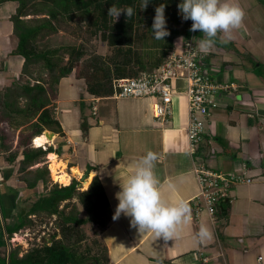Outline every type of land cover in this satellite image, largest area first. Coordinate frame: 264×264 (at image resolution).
I'll list each match as a JSON object with an SVG mask.
<instances>
[{
	"label": "crops",
	"instance_id": "crops-1",
	"mask_svg": "<svg viewBox=\"0 0 264 264\" xmlns=\"http://www.w3.org/2000/svg\"><path fill=\"white\" fill-rule=\"evenodd\" d=\"M237 2L245 12L241 26L227 42L218 33L206 58L213 76L235 82L237 89L216 96L218 107L207 119L198 154L190 151L188 102L186 89H181L186 80L174 81L176 97L167 125L156 120L153 98L92 101L94 96L83 79L71 74L60 81L56 113L62 128L48 146L53 145L57 154L63 153L60 158L73 175L71 181L82 178V184L87 180L89 186L98 175L114 214L120 184L150 150L157 155L153 171L162 198L170 204L185 201L191 210L190 219L178 225L169 240L157 238L151 231L139 233L130 226V217L123 214L112 218L100 232L108 264H258L259 256L264 264V0ZM15 5L0 4V91L19 79L24 64L23 56L12 53L17 45L11 20ZM203 38L197 31L198 43ZM84 100L97 106L94 110L91 105L95 118H85L86 106L78 104ZM82 121L89 125L87 131ZM2 154L0 264H9L10 251L17 246L12 247L11 242L18 232L8 239L5 218L10 224L17 222L24 204L18 202L16 167L5 163ZM196 162L237 174L246 166V176L252 181L231 186L227 217L216 219L206 209L196 210L194 198L200 191ZM78 171L81 176L73 174ZM201 225L207 227L208 236L199 235ZM29 250L22 246L20 256Z\"/></svg>",
	"mask_w": 264,
	"mask_h": 264
},
{
	"label": "trees",
	"instance_id": "trees-1",
	"mask_svg": "<svg viewBox=\"0 0 264 264\" xmlns=\"http://www.w3.org/2000/svg\"><path fill=\"white\" fill-rule=\"evenodd\" d=\"M4 2L16 4L11 20L17 45L12 53L24 57L22 73L29 79L24 83L13 80L0 91V120L22 129L31 124L33 130L28 140L20 137L16 149L8 142V134H1L0 153H4L5 161L10 165L15 164L22 155L20 179L26 183V189L33 191L37 190L40 182L48 186L49 170L47 167H31L56 150L53 146L43 149L30 145L46 129L61 132L56 113L61 79L71 75L79 66L78 76L86 80L88 93L96 98H112L116 79L134 77L144 70L160 67L173 49L174 40L189 31L192 21L182 18L178 8L181 0H149L146 9H141L142 0H0V4ZM160 4L165 5L166 27L170 33L164 40L155 39L151 29L155 8ZM111 5L117 8L131 6L134 14L130 18L121 14L115 21L114 17L107 15ZM41 13L47 16L36 24L24 18ZM61 17H79L90 35H100L112 52L106 56L93 53L82 63L88 49L72 46L69 48L68 62L63 63L59 49L40 48L38 38L45 32H56ZM41 63L48 70V79H36L32 75L31 67ZM23 119L28 123L22 122ZM79 204L88 214L87 217L80 215ZM67 208H70L68 212ZM229 209V200L219 203L216 219L227 217ZM42 214L57 216L60 237L53 234L49 243L34 246L23 256H20L19 247L12 248L9 264H108V250L100 234L94 244L89 245L85 242L88 238L83 228L87 220H91L104 229L113 218L106 190L98 175L93 177L86 189L76 178L68 185L55 183L31 205L21 209L17 222L10 224L5 218L8 239L32 224V215Z\"/></svg>",
	"mask_w": 264,
	"mask_h": 264
},
{
	"label": "built area",
	"instance_id": "built-area-1",
	"mask_svg": "<svg viewBox=\"0 0 264 264\" xmlns=\"http://www.w3.org/2000/svg\"><path fill=\"white\" fill-rule=\"evenodd\" d=\"M184 32L174 40L173 49L165 62L153 70H144L134 77L119 78L114 81L115 94L113 98H144L154 99V115L161 125H167L173 114V103L176 97L174 81H187L186 97L189 111L188 134L190 151L198 154L204 139L208 117L218 107L216 96L237 89L235 82H225L216 79L206 64L209 51L199 47L197 32ZM99 98L94 97L93 101ZM94 110L97 109L93 105ZM200 191L194 198L196 210L206 209L215 216L217 205L223 201H231L230 189L233 184L251 182L246 176L247 168L237 174L224 172L208 166L205 162L194 167ZM259 256L258 264H263Z\"/></svg>",
	"mask_w": 264,
	"mask_h": 264
},
{
	"label": "clouds",
	"instance_id": "clouds-1",
	"mask_svg": "<svg viewBox=\"0 0 264 264\" xmlns=\"http://www.w3.org/2000/svg\"><path fill=\"white\" fill-rule=\"evenodd\" d=\"M148 3L149 0H142L141 9H146ZM178 8L184 20L192 21L190 31L204 34L199 47L205 52L215 43L218 33H222L224 42H227L233 30L241 26L245 16L237 0H181ZM121 14L130 18L134 9L131 6L117 8L115 5L108 8L107 15L114 17L115 21ZM151 29L157 40H164L170 34L166 27L164 4L155 8ZM156 160L157 155L147 151L120 184L113 220L123 214L130 217V226L139 233L151 231L157 238L169 240L176 234L177 226L190 219L191 210L185 201L170 204L162 198L153 171ZM199 235H209L205 225L200 226Z\"/></svg>",
	"mask_w": 264,
	"mask_h": 264
},
{
	"label": "rangeland",
	"instance_id": "rangeland-1",
	"mask_svg": "<svg viewBox=\"0 0 264 264\" xmlns=\"http://www.w3.org/2000/svg\"><path fill=\"white\" fill-rule=\"evenodd\" d=\"M46 16H47L46 14L41 13V14H30V15L25 16L24 18L28 20L30 23L36 24ZM57 26H58V30L56 32L43 33L38 38V44L40 48H44V49H59V54H60V57L63 58V63L68 62L69 48L72 46H76V47L83 46L88 49V54L82 58V61H81L82 63H84L83 60L90 58V56H92L93 53L106 56L112 52L111 48L107 45V43H105L101 39L100 35H92V36L90 35V33L87 31L86 24L81 23L79 17H75L74 19H68L66 17H61L59 22L57 23ZM188 26L185 27L186 30ZM78 71H80L79 66L71 74L74 75V77L80 78L78 76ZM31 72H32L33 77L36 79H48L49 78L48 70L45 68V66L42 63L33 65L31 67ZM28 79L29 77L22 73L19 76V79H15V80H19L24 83ZM81 79H83V84L87 88L86 80L84 78H81ZM263 81H264V78H263ZM86 96L87 95L83 94V97L85 99H86ZM87 101L85 100L83 102L79 101L78 104L81 108H82V105H84V107L86 106L85 111L87 112L86 113L87 116L85 118L93 119L95 118L91 110V105L93 104L89 100ZM56 107H57V103H56ZM85 118H82V119H85ZM3 121H4L3 119L0 120V131H1L0 135L1 134L3 135L4 132L8 134V137H9L8 142L12 143L13 149L17 148L20 137L21 138L23 137L28 140L29 136L32 134L33 129L31 127V124H27L22 129V127L18 128L14 124L12 126H9L7 123H2ZM22 122L28 123V121L26 122L24 119L22 120ZM81 124L83 125L84 130L87 131L89 125L86 123V121L85 122L82 121ZM54 138L51 141H54ZM30 146L37 147L33 144V141ZM47 147L49 146L47 145ZM47 147H42V148L46 149ZM53 148L55 147L53 146ZM22 149L23 148H19V150H22ZM48 154H46L45 157L42 158V162H39L31 167L32 169H36L38 167H47L49 170L48 186L46 187L44 186L42 182H40L37 190L30 191L26 189V183L20 179L21 173L19 170V166H20V160L22 158V155L18 158L15 164L11 165L13 167H16V178L18 179L16 182V184H18L17 185V192H18L17 195H18V202L20 204H24V206L31 205L39 197V195L46 193L55 183L64 185L61 182H57L52 177ZM58 156L59 158L60 157L63 158V153L59 152ZM4 162L7 163L5 160ZM82 181L84 180L81 178L80 179L81 186L83 189H85L84 185L82 184ZM19 182L22 184L19 185ZM27 197L28 199H24ZM63 205L64 203L61 205V208L63 207ZM78 207L80 209V215L82 217H87L88 214L82 208V206L79 204ZM69 209L70 208H67L66 211L68 212ZM31 220H32V224L27 225L26 227L22 228L18 232V234L20 235V240L18 241L12 240L11 242L12 247H15V245H17L16 247H19V249H21L22 246H27L29 247V249H31L34 246L49 243L52 240L53 234H58V237H60V230L58 228L56 215L54 216H49L47 214L32 215ZM83 228L85 232L87 233V238H88L87 241L85 242L89 245L90 244L93 245L95 240L98 239L100 231L102 230L101 226H99L95 222H92L91 220H87V222L83 225Z\"/></svg>",
	"mask_w": 264,
	"mask_h": 264
},
{
	"label": "bare ground",
	"instance_id": "bare-ground-1",
	"mask_svg": "<svg viewBox=\"0 0 264 264\" xmlns=\"http://www.w3.org/2000/svg\"><path fill=\"white\" fill-rule=\"evenodd\" d=\"M55 137V136H54ZM52 139H50L46 133L37 136L34 139V145L37 147H44L47 146L49 142H51ZM49 158V164H50V169H51V174L54 180L57 182H61L64 185H68L71 183V178L73 175L69 174L66 170L67 165L64 160H61L56 152H51L48 154ZM75 175L81 176L82 173L80 171L73 173ZM78 176V177H79ZM84 186L88 187V181L86 180L84 182ZM14 241L20 240L19 234L14 237Z\"/></svg>",
	"mask_w": 264,
	"mask_h": 264
},
{
	"label": "water",
	"instance_id": "water-1",
	"mask_svg": "<svg viewBox=\"0 0 264 264\" xmlns=\"http://www.w3.org/2000/svg\"><path fill=\"white\" fill-rule=\"evenodd\" d=\"M44 132L46 133V135H47L50 139H53L54 136H55V132H53V131L45 130Z\"/></svg>",
	"mask_w": 264,
	"mask_h": 264
}]
</instances>
